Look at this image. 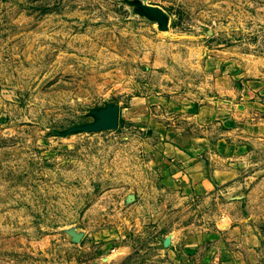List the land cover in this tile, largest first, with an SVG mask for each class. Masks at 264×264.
Masks as SVG:
<instances>
[{
  "label": "rangeland",
  "instance_id": "rangeland-1",
  "mask_svg": "<svg viewBox=\"0 0 264 264\" xmlns=\"http://www.w3.org/2000/svg\"><path fill=\"white\" fill-rule=\"evenodd\" d=\"M262 79L264 0H0V264H264V134L196 116Z\"/></svg>",
  "mask_w": 264,
  "mask_h": 264
},
{
  "label": "crops",
  "instance_id": "crops-1",
  "mask_svg": "<svg viewBox=\"0 0 264 264\" xmlns=\"http://www.w3.org/2000/svg\"><path fill=\"white\" fill-rule=\"evenodd\" d=\"M244 93L247 94V98L249 99L241 98V101H239V99L236 101L237 106L239 104H242L244 108L241 112L238 111L237 106H230L229 109L227 105L217 104L216 106H205L202 108L199 107L196 110V116H198V118L200 119L199 121L202 123L209 124V122H214L220 127H228L229 131H231V126L235 124L236 117L237 119L242 117L250 123L251 130L257 129L255 130L256 132H261L262 134H264V79L260 81H254L253 85H246L244 87ZM249 93L254 94L255 99H253V97H251ZM188 107H190L189 110H192L194 106L193 104H189ZM233 108L236 109V111H234ZM228 109L230 112L228 111ZM218 126L216 125L215 127L217 128ZM166 139L171 140V142L167 143V149L172 155L179 156V158L183 159L184 163H188L193 167L197 166L202 171V162L192 157L190 153L194 155V152L197 149H200V146H195L194 143H201L203 141V138L190 139L189 147L185 144L174 142L173 138L166 137ZM191 148L194 150H191ZM253 245L254 244H252V246H246L248 252L253 249ZM228 251L231 252V250ZM220 255H223V250L221 251ZM233 258L234 259L228 258L222 260L220 264H240V258H238L237 256Z\"/></svg>",
  "mask_w": 264,
  "mask_h": 264
}]
</instances>
